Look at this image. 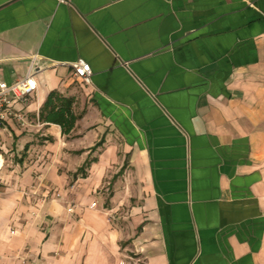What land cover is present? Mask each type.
I'll return each instance as SVG.
<instances>
[{
    "label": "crops",
    "instance_id": "0c3cea01",
    "mask_svg": "<svg viewBox=\"0 0 264 264\" xmlns=\"http://www.w3.org/2000/svg\"><path fill=\"white\" fill-rule=\"evenodd\" d=\"M33 58L0 124V264H264V0H0V79Z\"/></svg>",
    "mask_w": 264,
    "mask_h": 264
},
{
    "label": "built area",
    "instance_id": "2783aa9c",
    "mask_svg": "<svg viewBox=\"0 0 264 264\" xmlns=\"http://www.w3.org/2000/svg\"><path fill=\"white\" fill-rule=\"evenodd\" d=\"M59 2H67L68 0H57ZM252 3L254 0H247ZM75 76L88 79L90 74V65L83 59H77L70 63ZM37 64L34 58L30 62L25 74L17 77L11 82L0 79V124L9 116H18L14 104L18 101L26 100L30 94L37 89V80L34 72L37 71ZM3 160L0 159V168ZM59 195V194H58ZM95 202L91 203V206ZM69 206L67 210H71Z\"/></svg>",
    "mask_w": 264,
    "mask_h": 264
},
{
    "label": "trees",
    "instance_id": "16d2710c",
    "mask_svg": "<svg viewBox=\"0 0 264 264\" xmlns=\"http://www.w3.org/2000/svg\"><path fill=\"white\" fill-rule=\"evenodd\" d=\"M39 116L48 121L59 123L63 132L69 131L76 119L71 108V101L64 99L56 91H51L47 95L41 106Z\"/></svg>",
    "mask_w": 264,
    "mask_h": 264
},
{
    "label": "rangeland",
    "instance_id": "374dc122",
    "mask_svg": "<svg viewBox=\"0 0 264 264\" xmlns=\"http://www.w3.org/2000/svg\"><path fill=\"white\" fill-rule=\"evenodd\" d=\"M60 190H55L54 188H52L51 190H48V192L46 193V196L47 197H52V198H60L61 197V194L59 193ZM64 192V199L65 201H62V206L66 207V210L69 206H72V209L69 211L67 210V213L69 215V218H68V222L70 223L72 219H74L75 217V211L73 210L74 209V206H75V203H76V190L75 189H68V190H63ZM106 194L109 192V190H106L105 191ZM59 194V195H58ZM59 204L61 203V201L58 202ZM56 207H57V214H61V210H64L62 209V206L61 205H56L55 203H53ZM28 206V209H29V205H32L31 207H34L33 205L34 204H27ZM91 208H93V206H91ZM63 212V211H62ZM57 215V216H58ZM56 222H59V219L57 218L56 219ZM135 250L133 249L132 251H128L127 250V253L123 255V257L121 256V261H119V264H125V260L123 261V259H126L129 261H132L133 263L137 262L138 261V254L137 253H134ZM137 255V256H136Z\"/></svg>",
    "mask_w": 264,
    "mask_h": 264
}]
</instances>
